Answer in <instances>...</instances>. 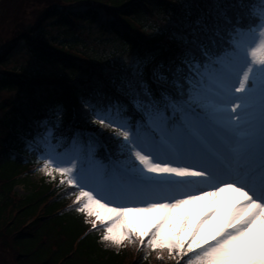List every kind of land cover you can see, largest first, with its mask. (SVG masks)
Segmentation results:
<instances>
[{
	"label": "snow or ice",
	"instance_id": "snow-or-ice-1",
	"mask_svg": "<svg viewBox=\"0 0 264 264\" xmlns=\"http://www.w3.org/2000/svg\"><path fill=\"white\" fill-rule=\"evenodd\" d=\"M179 8L146 38L164 36L155 51L71 113L51 106L21 140L79 189L103 241L181 264H264V0Z\"/></svg>",
	"mask_w": 264,
	"mask_h": 264
},
{
	"label": "trees",
	"instance_id": "trees-1",
	"mask_svg": "<svg viewBox=\"0 0 264 264\" xmlns=\"http://www.w3.org/2000/svg\"><path fill=\"white\" fill-rule=\"evenodd\" d=\"M47 2L37 22L25 27L0 53V91L12 95L9 102L0 105L3 245L13 252L15 264H150L155 251L144 246L132 258L125 247L117 251L103 249L99 243L102 232L90 229L87 218L76 210V192L61 184L59 175L50 182L43 178L31 182V175L42 168L43 160L25 148L21 136L53 105L63 104L71 113L81 93L108 88L111 78L118 77L125 67L80 52L72 44L53 42L46 28L67 33L83 24L95 26L128 55L147 54L155 51L164 36L146 38L164 24L169 14L180 11L183 0ZM17 44L23 45L38 66L6 67L9 53ZM21 183L28 192L16 198L13 188Z\"/></svg>",
	"mask_w": 264,
	"mask_h": 264
},
{
	"label": "rangeland",
	"instance_id": "rangeland-1",
	"mask_svg": "<svg viewBox=\"0 0 264 264\" xmlns=\"http://www.w3.org/2000/svg\"><path fill=\"white\" fill-rule=\"evenodd\" d=\"M49 0H0V53L8 46L12 44L13 39L24 30L25 27L32 26L39 19L42 11L48 5ZM156 24V22H155ZM159 24V23H158ZM161 25V24H159ZM48 33L47 37L56 43L72 44V47L80 52H84L93 57L100 59H108L110 63L115 62V65L124 67L129 58L125 50L118 43H112L113 40L110 36H105L98 31L95 26L89 27L87 24H83L79 29L72 30V32L63 33L62 30L56 28H46ZM104 38H108L105 40ZM103 40V41H102ZM76 42V44H75ZM114 64V63H113ZM122 65V66H120ZM19 66H38L30 59L23 45L17 44L14 49L9 53L6 67ZM114 72L113 69H110ZM12 95L4 90L0 91V105L2 102H9ZM45 181H52V177L44 174L42 169L32 174L30 177L31 182H37L40 179ZM91 190V189H88ZM13 191L16 198L27 194V188L22 183L17 184ZM136 206V205H128ZM200 212V208L196 207L193 210L195 216ZM89 220L90 218L84 214ZM103 248L108 250L117 251L123 247L128 248V254L132 258L135 256V249L133 243L124 242L117 246L108 242L100 240ZM155 254L152 255L150 264H177L180 258H177L174 254H170L167 249H161L159 252L154 250ZM13 252L3 245L2 237L0 236V264H15L13 261Z\"/></svg>",
	"mask_w": 264,
	"mask_h": 264
}]
</instances>
